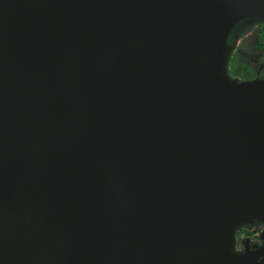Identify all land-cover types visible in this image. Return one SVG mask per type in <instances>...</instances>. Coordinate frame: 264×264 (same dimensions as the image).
Wrapping results in <instances>:
<instances>
[{
  "label": "water",
  "instance_id": "water-1",
  "mask_svg": "<svg viewBox=\"0 0 264 264\" xmlns=\"http://www.w3.org/2000/svg\"><path fill=\"white\" fill-rule=\"evenodd\" d=\"M247 20L264 0H0V264H264V231L236 250L264 224Z\"/></svg>",
  "mask_w": 264,
  "mask_h": 264
},
{
  "label": "flooded vegetation",
  "instance_id": "flooded-vegetation-1",
  "mask_svg": "<svg viewBox=\"0 0 264 264\" xmlns=\"http://www.w3.org/2000/svg\"><path fill=\"white\" fill-rule=\"evenodd\" d=\"M246 22V23H245ZM241 26L239 35L231 39L232 48L227 71L232 79L245 81L257 77H264V22L258 20H247ZM254 32L255 40L248 37ZM252 43V45L250 44ZM243 46L244 49L238 48ZM249 47L253 54L247 58L238 59L237 56L243 55V51ZM264 231V224L255 222L244 225L237 230V251L242 252L245 249L244 240H249L251 247L261 245V233Z\"/></svg>",
  "mask_w": 264,
  "mask_h": 264
},
{
  "label": "rangeland",
  "instance_id": "rangeland-1",
  "mask_svg": "<svg viewBox=\"0 0 264 264\" xmlns=\"http://www.w3.org/2000/svg\"><path fill=\"white\" fill-rule=\"evenodd\" d=\"M250 38V40H255L254 38V32H251L248 36ZM252 45V43H250ZM238 48H241V49H244V47L241 45L240 47ZM250 48L247 47L245 51H243V55L244 56H241V55H238L237 58L240 59V58H247V57H250L251 54H253V50H249Z\"/></svg>",
  "mask_w": 264,
  "mask_h": 264
}]
</instances>
